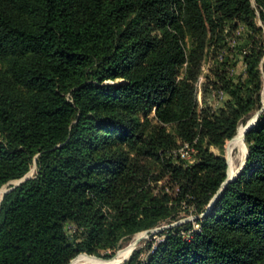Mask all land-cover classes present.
<instances>
[{
	"label": "trees",
	"instance_id": "obj_1",
	"mask_svg": "<svg viewBox=\"0 0 264 264\" xmlns=\"http://www.w3.org/2000/svg\"><path fill=\"white\" fill-rule=\"evenodd\" d=\"M255 18L251 0H0V187L35 166L0 200V264L110 258L181 210L196 226L162 230L136 264H264V111L208 208L227 167L210 147L258 107Z\"/></svg>",
	"mask_w": 264,
	"mask_h": 264
},
{
	"label": "rangeland",
	"instance_id": "obj_2",
	"mask_svg": "<svg viewBox=\"0 0 264 264\" xmlns=\"http://www.w3.org/2000/svg\"><path fill=\"white\" fill-rule=\"evenodd\" d=\"M251 5H252L253 9L255 10V15H256V18L254 19V25L256 27L261 28L262 32L264 33V20H262L260 18L259 8L256 5L255 0H251ZM244 30H245V28L241 24V25H239V27L233 33L228 34L227 32H225L226 35H227V36H225L226 37V45L229 48H232L234 45L239 44L241 42V39H242L241 36H242V33H243ZM212 65H213V60L212 59H208L205 62L204 66H203L202 76H200L198 81H197L196 94H197V99H198L199 104L201 103L200 102V98H201L200 97V83L205 80V75L209 74V70L212 67ZM244 69H245V65L242 64V63H238L236 65V67H234V69H232L231 71L234 74H236V75H239V74L244 75L243 74ZM259 71H260V77H261V87H260L259 99H258V103H257L258 107H256L255 109L251 110L250 112H248L238 122L236 135L233 138L225 141L224 145L221 148L217 147V146H211L210 147V151L213 154H215L217 156H221L225 160L227 159V161H228V169L226 167V171H227L226 177L228 179L232 178L236 174V172H237L236 176L239 174V172L241 171V169L243 168L244 163H245L244 157H245V155L247 156V154H246V148L247 147H246V145L244 143V138L240 139V143L238 145L233 144L234 139L239 134H241V136H242V133L244 132L246 127L248 125H251L254 122V119H255V116H256L257 112H258V115H259L262 111H264V54H263V56L261 58V61L259 63ZM225 97L226 96H225V94L223 92H219L218 94L212 93V99H209L207 101V103H208V105H211L212 107H214V105H220L221 101L223 99H225ZM139 117L142 118L143 116L141 114H139ZM148 117L151 118L152 117V113ZM257 118H258V116H257ZM257 118H256V121H257ZM256 121H255V123H256ZM242 164H243V166H242ZM229 171L232 172L231 176L228 175ZM34 173H35V166L32 165V167L25 174V176L31 177V176H33ZM236 176L234 178H236ZM17 180L18 179L13 180L12 183L17 182ZM10 185L11 184H4V185H2L0 187V197H1L2 193H3V191ZM209 204H208V206H209ZM196 216L197 215H195L192 212H186L184 210H181L177 214L176 217H174L172 219L165 220V221L159 223L157 226H155V227H153L151 229H148V232H145L146 230H143V231L135 233L131 237L123 240L120 243L119 248L115 251L114 255L112 257H110V258L98 257L96 255L87 256L88 254L87 255L85 254V255H79V256L75 257L74 259H77V258H80V257H94L97 262L91 263V264H111L112 260L117 257L118 252L120 250H122V249L127 248L130 245V243L133 240V238L136 235H139V238L136 240V242H135V244L133 246V249L131 250V252L128 255V257L125 258L121 263H118V264H125L126 262H128V260L131 257H135L133 264H136L137 262H140L143 259H145L146 255L148 253V245L149 244L153 245V244H155L156 241L161 239V235L160 234L162 233V230H165L166 228H169V227L174 226V225H176L178 223H182V222H186V221H192V225L195 227L196 226V222L193 221V220L196 218ZM202 216H203L202 214L198 215V217H200V218ZM74 259H72L71 261H73ZM71 261L69 262V264L71 263Z\"/></svg>",
	"mask_w": 264,
	"mask_h": 264
},
{
	"label": "bare ground",
	"instance_id": "obj_3",
	"mask_svg": "<svg viewBox=\"0 0 264 264\" xmlns=\"http://www.w3.org/2000/svg\"><path fill=\"white\" fill-rule=\"evenodd\" d=\"M242 133V132H241ZM243 138V133H242V136L241 134H239L233 141V144H236L238 145L240 143V139ZM228 175L231 176L232 175V172L229 171L228 172ZM228 176V177H229ZM139 238V235H136L133 240L131 241L130 245L125 248V249H122L118 252V255L116 258H114L111 262V264H118V263H121L125 258L128 257V255L130 254L131 250L133 249V246L136 242V240ZM97 262L95 260L94 257H80V258H77V259H74L73 261H71L70 264H91V263H95Z\"/></svg>",
	"mask_w": 264,
	"mask_h": 264
},
{
	"label": "water",
	"instance_id": "obj_4",
	"mask_svg": "<svg viewBox=\"0 0 264 264\" xmlns=\"http://www.w3.org/2000/svg\"><path fill=\"white\" fill-rule=\"evenodd\" d=\"M257 116H258V112L256 113V116H255L254 122H253L251 125H248V126L246 127V129L244 130V132H243V138H244V134H245V132L248 131V130L254 125ZM246 154H247V148H246ZM245 160H246V155H245V157H244V161H245ZM226 163H227V169H228V161H227V159H226ZM243 163H244V162H243ZM242 166H243V164H242ZM242 166H241V167H242ZM226 174H227V171H226ZM236 174H237V172H236ZM236 174H235L232 178H230V179H228L227 177L225 178V180H224L223 183L221 184V186H220V188L218 189V191L216 192V194L212 197V199H211V201H210V204H209L208 208H210V206L213 204L214 200H215V199L217 198V196L219 195L220 191L226 186V184H227L228 182H230V181L233 180V178L236 176ZM27 178H29V177H27V176L24 175L23 177H21L20 179H18L17 182H15V183H12L13 180H11V181H9L8 183H6V184H11V185L8 186V187L3 191V193H2V195H1V197H0V200L2 199V196H3V194H4L5 192L9 191L10 189H12V188L15 187L16 185H18L20 182L26 180ZM145 232H148V230H146Z\"/></svg>",
	"mask_w": 264,
	"mask_h": 264
},
{
	"label": "built area",
	"instance_id": "obj_5",
	"mask_svg": "<svg viewBox=\"0 0 264 264\" xmlns=\"http://www.w3.org/2000/svg\"><path fill=\"white\" fill-rule=\"evenodd\" d=\"M174 152L179 154L182 158H184L185 160H187L190 163L194 161L193 155H194L195 150L188 143L182 144ZM154 246H155V244L152 245V247H154Z\"/></svg>",
	"mask_w": 264,
	"mask_h": 264
}]
</instances>
